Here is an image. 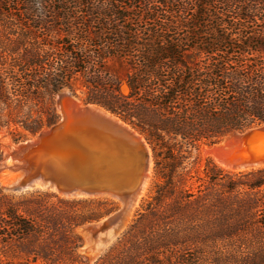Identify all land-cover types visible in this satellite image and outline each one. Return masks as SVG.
Listing matches in <instances>:
<instances>
[{"label":"trees","instance_id":"16d2710c","mask_svg":"<svg viewBox=\"0 0 264 264\" xmlns=\"http://www.w3.org/2000/svg\"><path fill=\"white\" fill-rule=\"evenodd\" d=\"M3 23L0 131L57 123L79 82L83 104L146 136L161 182L94 262L76 229L107 203L0 189V264H264V168L179 183L201 143L264 124V0H33Z\"/></svg>","mask_w":264,"mask_h":264},{"label":"water","instance_id":"95a60500","mask_svg":"<svg viewBox=\"0 0 264 264\" xmlns=\"http://www.w3.org/2000/svg\"><path fill=\"white\" fill-rule=\"evenodd\" d=\"M56 108L60 114L57 123L18 143L9 154H3L0 171L10 169L20 175L18 181L4 190L11 193L41 190L73 199L110 195L129 203L152 172V151L147 139L140 133L141 139L130 124L117 121L99 106L74 105L68 93L56 99ZM257 127L232 131L218 144L232 134L243 136ZM256 135L264 132L256 130L229 142L232 150H220L222 162L234 165L238 161L242 166L263 162L264 143L256 141ZM7 160L12 162L10 167L4 165ZM118 212L119 209L102 224L81 228L85 231L81 252L92 254L101 250L102 240L109 238L120 222Z\"/></svg>","mask_w":264,"mask_h":264},{"label":"rangeland","instance_id":"374dc122","mask_svg":"<svg viewBox=\"0 0 264 264\" xmlns=\"http://www.w3.org/2000/svg\"><path fill=\"white\" fill-rule=\"evenodd\" d=\"M32 1L33 0H0V31L2 29V25L4 24L3 22L12 23V20H16V19L20 18V11L22 10V6L24 5V3L25 2H32ZM212 7H215V6H212ZM190 8L191 9L189 11V13H190L189 15H191V13H193L194 10L196 9L194 6H191ZM189 15H186V17H190ZM112 68L114 69L113 71H115L117 74H119V75L123 74V70L118 65H113ZM73 87H74V91H71L70 89L65 88L67 90L64 89L61 92L63 94L68 93L69 99L74 105H78V106L85 105L82 102L83 97H84L83 87L80 85L79 82H76ZM61 92H59L57 95L58 96L60 94L63 95ZM57 95H56L57 98L55 97V103H56V99H58ZM86 105H88V104H86ZM57 112H58V110H57ZM258 127H261L262 129L264 128L263 125H259ZM136 131L138 133H140L138 130H136ZM142 135L146 138V136L144 134H142ZM32 136L33 135L24 132L22 129L19 130V134L17 136L11 135L7 129H2L0 131V144H1L2 149H3V154L6 153L5 149L11 150L13 148V146H16L18 143L23 142L25 140L31 139ZM256 141L264 143V135H256ZM148 144H149V141H148ZM216 144H218V143H215V145ZM203 145L206 146L207 148H212V146H213V144L201 143L196 150L193 149L191 151V158H190V160H189V162L185 168L186 174L183 173L182 177L179 179L180 186L183 188H191L192 190H195L198 187V185H200L202 183V181H204L206 179V172H207L208 167H210V165H214V166L218 167L219 169H222L216 164L213 157H211L210 155L203 154V152L201 150ZM149 146H150V144H149ZM150 148H151V146H150ZM151 151H152V149H151ZM152 159H153V167H152V172H151V180H150V183L148 185L145 196L140 200V203L138 204V206L128 216L124 225L120 229H116L114 231V234L111 236V238H109L107 240V242L104 243L101 250L93 253L92 255L89 253H85V252L80 251V248L82 246L84 236H85V231L82 230L81 228L85 227L89 224H95L97 222L106 221L109 216H111L118 209H120L121 204L118 200L113 199L111 197H99V198H88V199H85V198H74V199L73 198H65V199H70V200H87V201H93L95 203L96 202L107 203L108 206L106 204L104 207H101L99 209L100 213L105 212V209H107V210L110 209L109 213L103 215L99 220L94 221V222L89 223V224H86L82 227H78L76 229V233L81 237V246L77 250V253L80 256H82L83 258L87 259L90 262H94L99 257H102L103 255H105L107 252L110 251V249L112 247H114L117 244V242L123 237V235L129 229V227L138 219L139 214L145 212L147 204L152 201V197L154 196L155 185L161 182L160 177L155 172V161H154L153 151H152ZM261 168H264V166L257 168V169H261ZM222 170L226 171L224 169H222ZM252 170H256V169L245 170L244 172H248V171H252ZM244 172L241 171L238 173L237 172L233 173V172L228 171V173H230V174H239V173H244ZM17 174L19 175V172L13 171L10 169L2 170V174L0 176V189L3 190V192L7 193L4 190V187H7L8 185L13 184L16 181V180H13V178H14L13 176L17 175ZM4 184H5V186H4ZM32 191H41V190H32ZM25 192H28V191H25ZM25 192H21V193H25ZM94 206H96V205L94 204Z\"/></svg>","mask_w":264,"mask_h":264},{"label":"bare ground","instance_id":"6f19581e","mask_svg":"<svg viewBox=\"0 0 264 264\" xmlns=\"http://www.w3.org/2000/svg\"><path fill=\"white\" fill-rule=\"evenodd\" d=\"M63 91V90H62ZM61 92V91H60ZM62 93V92H61ZM63 94V93H62ZM61 95V94H60ZM58 96V99L61 97V96H63V95H65V94H63V95H61V96ZM57 98V97H56ZM93 108H95V109H97V110H100V111H103L102 109H100V108H98V107H94L93 106ZM58 110V109H57ZM58 112H59V110H58ZM103 112H105V111H103ZM108 114V113H107ZM111 117H113V118H115L117 121H120V119H118L117 117H115V116H113V115H110ZM264 126V125H263ZM262 127V126H261ZM261 127H257V128H255V129H252L251 131H248V132H246L245 133V135H243V136H238V135H236V134H232V135H230V136H228L223 142H221V143H219V144H216V145H213L212 146V148H207L206 146H202V148H201V150H202V152H203V154H206V155H210L211 157H213V159L215 160V162H216V164L220 167V168H222V169H224V170H226L227 172L229 171V172H233V173H238V172H241V171H245V170H251V169H256L257 170V168H260V167H263L264 166V161L263 162H261L260 164H258V165H248V166H242V165H240L239 163H238V161L234 164V165H228V164H226V163H224V162H222V160H221V149H224L223 151H226V152H228V151H230V150H232V144H229V142L230 143H233V141L235 140V139H238V138H240V137H246V136H248L249 134H251L252 132L253 133H255V131L256 130H260L261 132H264V130H262V128ZM129 128H131V127H129ZM264 129V128H263ZM134 131V133H136L141 139H143V136L140 134V133H138L136 130H133ZM13 149H16V146H13V148L11 149V150H13ZM11 150H9V149H5V152H6V154H9L10 153V151ZM149 152V151H148ZM11 161L10 160H7L5 163H4V165L6 166V167H10L11 166ZM3 170H5V169H3ZM1 174H2V170L0 171V176H1ZM19 176L20 175H14L13 177V180H16V181H18V179H19ZM150 180H151V171H150V173L148 174V180H146V182L144 183V185L138 190V192L132 197V199H131V201L128 203V202H123V201H120L119 199H117V198H115V197H113V196H110V195H104V196H100V197H111V198H113V199H116V200H118L119 202H120V204H121V207H120V209H119V214H118V216H119V220H120V222H119V224H118V226H117V228L116 229H120L123 225H124V223H125V221H126V219L128 218V216L133 212V210L138 206V204L140 203V200L145 196V194H146V191H147V188H148V185H149V183H150ZM15 181V182H16ZM7 183V182H6ZM5 183V184H6ZM5 184H4V186H5ZM9 186V185H8ZM99 198V197H98ZM107 221V220H106ZM105 222V221H104ZM103 222H101V224H102ZM95 227H98V225L97 226H95ZM99 228H101V226H99ZM115 229V230H116ZM114 230V231H115ZM114 231L111 233V236L114 234ZM111 236L109 237V238H111ZM109 238H104L103 240H102V243H103V245H104V243L105 242H107V240L109 239ZM114 238V237H113ZM102 245V246H103ZM93 254V253H92ZM91 254V255H92Z\"/></svg>","mask_w":264,"mask_h":264}]
</instances>
